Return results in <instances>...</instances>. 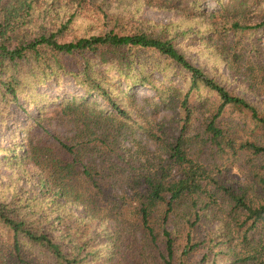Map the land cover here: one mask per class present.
<instances>
[{"label": "trees", "instance_id": "trees-1", "mask_svg": "<svg viewBox=\"0 0 264 264\" xmlns=\"http://www.w3.org/2000/svg\"><path fill=\"white\" fill-rule=\"evenodd\" d=\"M42 1L44 4L47 0H0V125L12 122L17 128L19 109L27 114V123L21 129L23 142L12 141L8 146L0 143V163H14L22 172L32 173L30 177L38 181L42 191V196L17 193L9 202L0 201V264H95L97 240L109 242L110 258H120L122 249L113 234L117 231L91 236L94 227L90 236L83 238L76 230L80 222L103 220L113 221L118 230L124 225L137 226L145 236L146 244L137 245L126 264H173L178 231L169 227L172 216L183 208L181 226L189 229L182 250L186 258L198 246L192 241V227L199 222V213L220 200L230 204L234 219L213 234L223 238L218 241L228 242V252L235 261L264 264V174L247 185H228L221 177L218 160L211 165L201 156L205 147H210L214 155L224 154L227 148L235 153L264 154V143L238 139L219 120L225 109L233 106L248 113L254 131L264 135V110L193 65L177 48L178 31L175 29L172 36L168 25L156 22L132 30L111 28L68 40L66 31L71 22L90 11L106 14L107 0H48L43 11L39 9ZM200 1L155 3L202 16L210 30L207 36L200 28L183 31H193L208 41L218 35L215 41L225 53L234 45L222 42L229 29L244 32L264 28V0H217L224 25L204 13ZM44 11L50 14V21H46ZM36 12L42 21L32 26ZM141 49L155 50L185 68L191 74L189 89L165 90L145 83L147 77L139 80L135 58ZM234 65L235 70L230 72L234 80L246 75L253 83L260 71L253 67L255 62H250L247 50L236 56ZM111 71L119 74L113 76L116 81ZM122 76L127 89L117 86ZM66 78L80 92L62 93ZM50 81L60 93L45 92ZM136 85L155 91L159 98L155 105L161 103L170 110L177 106L183 114L175 136L165 144L166 158L141 171L134 169L133 154L125 143L138 134L134 132L137 121L131 115L133 109L141 110L131 92ZM200 87L216 93L219 103L204 126V134L189 136L188 127L198 108L191 96ZM174 96L180 98L176 106ZM99 100L106 101L108 107ZM61 124L72 126L69 129L73 133L60 135L56 126ZM75 207L79 209L74 211ZM128 241L132 250L134 242L130 238ZM180 264H185L184 259Z\"/></svg>", "mask_w": 264, "mask_h": 264}, {"label": "rangeland", "instance_id": "rangeland-1", "mask_svg": "<svg viewBox=\"0 0 264 264\" xmlns=\"http://www.w3.org/2000/svg\"><path fill=\"white\" fill-rule=\"evenodd\" d=\"M53 1L50 0L51 3ZM157 1L149 3L146 0H107L104 5L106 14L104 12L93 13L91 11L84 13L82 17L76 18L71 22L69 30L66 31V38L71 40L75 37L89 36L110 30L111 28H115L116 31L132 30L140 27L142 24L151 25L156 22L161 25H168L170 26L172 36L175 29L178 31V37L175 41L177 48L187 56L193 65L201 67L208 75L228 86L227 88L230 91L246 98L249 102L259 107L260 110H264V28L244 32L229 29L223 36L224 40L222 42L223 44L234 43V45L230 52L225 53L224 47L218 45L215 41L218 35L215 36V39L208 41L205 37L201 38L203 37L202 35L194 34L193 31H187L188 34H185L183 31L189 28H192V30L200 28L199 30L202 32L206 31L207 36L210 30L202 16H199L195 12L190 13V15L189 10L182 12L178 8L171 7V5L163 6L160 5L161 3L156 4L155 2ZM39 4V9L43 11L45 5L49 4V1L47 0L44 4L42 1ZM200 4L204 8V13L208 12V14H212L210 16L212 20L222 21L221 24H225L224 18L220 16L222 11L220 10L221 5L217 0H201ZM60 14H62L61 10ZM46 19V21L51 20L49 13H46ZM33 20L32 26H35L37 22L42 21V17L38 18V12H36ZM192 36H196L198 39H194ZM235 43H237L236 46ZM244 50H247L250 62H255L253 67L256 70H260L256 72L255 75L258 74V76L252 81L253 83H251L250 79H247L246 75H241L240 79L234 80L230 73L235 70L234 62L236 56L240 55ZM135 69V76L139 80L147 77L145 83L151 82L152 86L155 84L165 90L180 88V90L184 89L183 91L186 92L191 85V74L185 68L155 50H139L135 58ZM109 74L112 77L119 75L115 71H111ZM122 77L118 79L120 83L118 82L117 86L127 89L126 78ZM64 85L62 93L80 92V88L68 78H66ZM45 92L49 94L60 93V91L55 90V84L52 81L45 86ZM131 92L136 97L137 104L141 110L135 111L133 109L131 111L133 120L137 121L134 132L138 134L133 135V138L130 141L126 140L125 143L130 149L129 152L133 154L134 169L141 171L147 167L160 164L166 158L165 144L171 142L175 136L177 128H179L180 116L182 118L183 114L176 106L180 99L178 96H174L175 109L172 108L170 110L165 109L161 103L155 105V103L159 102V98L155 96V91L149 86L136 85L131 89ZM184 92L181 93L182 96ZM96 98L101 99L100 96H96ZM99 102L105 108L108 107L106 101L99 100ZM191 102L196 104L198 108L194 112L193 121L188 127L187 134L189 136L203 133L204 126L213 115L219 103V97L216 93L200 87L192 93ZM200 103H204V105L200 106ZM21 110L20 108V113L15 117V121L18 119L17 128L13 126L14 123L12 122L5 127L0 125V143L4 146H8L12 141L22 143L23 138H25L21 129L27 123V114ZM34 112L35 109L33 108L32 115ZM219 120L222 126L238 139H254L259 140L260 143H264V135L258 131H254L255 124L252 123L248 113L229 106L225 109ZM139 124H141L142 128L138 129ZM161 126H163L162 131L160 129ZM56 128L60 135L66 132L68 134L73 133L69 129L72 126L61 124L60 126H56ZM15 129L18 131L15 132ZM143 129H145L144 134L141 133ZM9 131H13L12 135H10ZM158 134H160L159 137L157 136ZM199 147L196 146V150ZM213 155L214 152H212L210 147H205L201 152L202 158L208 164L214 165L215 160H218L221 177L228 185H247L252 183L258 174H264V154L253 155L250 151L243 150L235 153L227 148L224 154H219L221 156L216 154L212 157ZM29 169L31 170V168ZM31 174L22 172L21 167L17 164L10 162H6L5 164L0 163V201L9 202L17 193L30 197L42 196L40 184L31 178ZM256 194L258 193H252L254 196ZM77 209L79 207H75L74 211H77ZM182 209L172 216L169 225L170 228L175 227L178 231V233H175L176 252L172 260L173 264H180L182 259H184L185 264H208L212 262L214 264H242L235 261V258L228 252V242L218 241L223 238H218L217 234H213L214 231L221 232L222 227L224 225L227 226V222H233L234 216L230 213L231 206L228 202L220 200L214 206L211 205L210 209H205L199 213V222L192 227V234H194L192 241L197 242L198 246L186 258L182 257V250L186 243V235L189 229L184 227V225L181 226L183 222L181 217V213H183ZM94 227L96 228L91 233V229ZM76 230L83 238L89 237L90 233L92 236L97 232L108 233L113 230L117 231L116 233L113 232V234L114 238L119 239L122 249L120 258H116V256L110 258L107 255L111 250V247L108 246L109 242L97 240L95 248L99 252L95 264H126L127 260H129L128 257L138 249L137 245L146 244L145 236L141 234V230L133 225H124L122 230H118L114 228L113 221H86L80 222L76 226ZM57 232L61 233L62 231L61 229H57ZM127 237L134 242L135 247L132 250L129 247ZM159 243L163 244L162 235L159 236ZM216 243L219 244L216 246ZM123 254H125V257H123ZM136 258L139 259L138 257ZM140 260L144 263L147 262L145 259Z\"/></svg>", "mask_w": 264, "mask_h": 264}]
</instances>
